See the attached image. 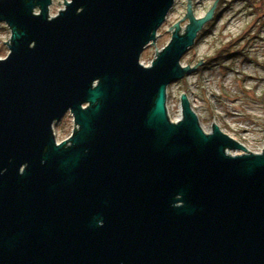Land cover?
<instances>
[{
    "label": "water",
    "instance_id": "1",
    "mask_svg": "<svg viewBox=\"0 0 264 264\" xmlns=\"http://www.w3.org/2000/svg\"><path fill=\"white\" fill-rule=\"evenodd\" d=\"M52 1L0 0V264H264V150L206 133L186 94L168 115L218 0L202 19L188 0L150 66L176 0H70L51 18Z\"/></svg>",
    "mask_w": 264,
    "mask_h": 264
},
{
    "label": "rangeland",
    "instance_id": "2",
    "mask_svg": "<svg viewBox=\"0 0 264 264\" xmlns=\"http://www.w3.org/2000/svg\"><path fill=\"white\" fill-rule=\"evenodd\" d=\"M65 1L53 0L49 8L54 18L67 8ZM264 3V0H258ZM61 4V6L59 5ZM188 0H176L164 25L158 31L154 45L148 46L142 54L141 63L150 66L157 53L169 44L175 25L179 22L181 32H185L189 21ZM216 0H191L193 14L202 19L211 11ZM40 14V9L34 11ZM185 18V19H184ZM184 19V20H183ZM183 20V21H182ZM182 21V22H181ZM211 26V27H210ZM174 27L172 30L170 28ZM195 46L184 56L182 65L196 71L168 88L167 107L171 120H177L182 111L181 96L186 94L192 109L197 114L200 125L206 133L213 132V125L231 138L237 140L246 151L259 153L264 150V10L255 11L239 0H218L213 19L201 34ZM205 33V32H204ZM203 33V34H204ZM199 37V36H198ZM12 31L5 23H0V59L9 54ZM231 52H241L222 65L204 63L224 46ZM215 65V66H214ZM205 67V68H204ZM75 125L68 113L54 132L59 143L72 136ZM243 151L228 153L235 155Z\"/></svg>",
    "mask_w": 264,
    "mask_h": 264
},
{
    "label": "trees",
    "instance_id": "3",
    "mask_svg": "<svg viewBox=\"0 0 264 264\" xmlns=\"http://www.w3.org/2000/svg\"><path fill=\"white\" fill-rule=\"evenodd\" d=\"M239 1L245 2L249 7H251L253 10H255L257 12L260 11L261 9L264 10V3L261 1H258V0H239ZM212 30H213V28H210L209 30L204 31L205 32V33L203 32L204 34L200 33L197 41H199V39L202 36L206 35L207 33H211ZM239 55H243V54L241 52H237V53L231 52L230 46L228 45V46H224L220 50H218L214 57L208 58L207 60L205 59L204 63L206 65L213 64V63H216L215 65H222L225 61L229 60L230 58L235 57V56H239ZM263 67H264V65H263ZM262 101L264 102V96L262 98Z\"/></svg>",
    "mask_w": 264,
    "mask_h": 264
},
{
    "label": "built area",
    "instance_id": "4",
    "mask_svg": "<svg viewBox=\"0 0 264 264\" xmlns=\"http://www.w3.org/2000/svg\"><path fill=\"white\" fill-rule=\"evenodd\" d=\"M167 109H168V107H167ZM168 115H169V110H168ZM169 117H170V115H169ZM170 119H171V117H170ZM183 119V113H181V115H180V117L177 119V120H175V121H173V120H171L172 122H179L180 120H182ZM74 121V120H73ZM75 125V124H74ZM73 132H74V130H73ZM72 135H73V133H72ZM72 137V136H71ZM68 140V139H67ZM66 141V140H65ZM248 152H250V151H248ZM229 153H231L230 151H229ZM244 152H242V153H240V154H243ZM254 153V152H253ZM259 153H262V152H259ZM259 153H257V154H259ZM235 155H239V153H237V154H235Z\"/></svg>",
    "mask_w": 264,
    "mask_h": 264
}]
</instances>
